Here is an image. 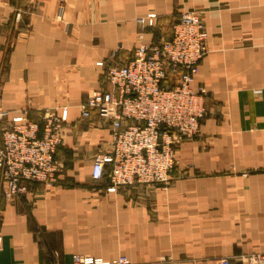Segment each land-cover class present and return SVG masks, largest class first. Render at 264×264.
<instances>
[{
  "label": "crops",
  "instance_id": "1",
  "mask_svg": "<svg viewBox=\"0 0 264 264\" xmlns=\"http://www.w3.org/2000/svg\"><path fill=\"white\" fill-rule=\"evenodd\" d=\"M186 10L201 14L208 34L191 83L207 93L199 131L178 144L167 189L109 191L91 167L111 149L110 121L79 108L106 88L96 63L124 62L138 44L164 39ZM150 13L152 24L137 21ZM53 105L64 106L57 181L7 197L0 178V264H73L75 254L256 264L245 257L264 253V0H0L5 121Z\"/></svg>",
  "mask_w": 264,
  "mask_h": 264
},
{
  "label": "built area",
  "instance_id": "2",
  "mask_svg": "<svg viewBox=\"0 0 264 264\" xmlns=\"http://www.w3.org/2000/svg\"><path fill=\"white\" fill-rule=\"evenodd\" d=\"M154 17L150 13L137 21L152 24ZM175 20L167 37L138 44L124 62L98 61L104 66L102 79L111 88L91 91L79 105L81 115L93 112L110 121L111 151L96 155L91 167L93 178H109V190L143 182L165 187L168 171L177 163L174 147L198 133L206 113V91L191 86L209 49L206 28L197 11H181ZM6 117L7 111L0 109V178L6 184L5 195L21 196L33 181L54 184L61 139L53 109L44 108L37 119L23 113L9 123ZM245 258L264 264V253ZM221 261L228 264L227 258ZM72 263L130 264L124 256L103 260L79 254L72 256ZM49 264L59 263L54 259Z\"/></svg>",
  "mask_w": 264,
  "mask_h": 264
},
{
  "label": "rangeland",
  "instance_id": "3",
  "mask_svg": "<svg viewBox=\"0 0 264 264\" xmlns=\"http://www.w3.org/2000/svg\"><path fill=\"white\" fill-rule=\"evenodd\" d=\"M200 16H201V14L199 13V12H197ZM20 12H17L16 14H15V19L17 20L19 17H20ZM17 15V16H16ZM202 18V17H201ZM176 19V18H175ZM175 21L176 20H173V23L172 24H174L175 23ZM207 32V31H206ZM208 35V34H207ZM97 64V63H96ZM102 69H104V66L102 67ZM106 88L107 89H110L111 88V86H110V84L109 83H107V85H106ZM95 90H97V89H95ZM95 90H93V91H95ZM91 93V92H90ZM90 93H88L87 94V96H89V94ZM87 96H86V98H87ZM85 98V99H86ZM207 99V98H206ZM63 106L62 105H53V106H50V108L51 109H53V113H55V116L57 117V119H59V121H55V123H56V125L57 126H59L58 127V130H59V128H60V126L62 125V123H63V120L61 119V117H60V115L58 114V110L59 109H61ZM47 108V107H46ZM0 109H2V108H0ZM43 110V109H42ZM42 110H40V112L42 111ZM23 113H25L26 114V116L29 118V119H33V117L31 116V114H30V112H29V110L28 109H24L23 111H22V113L21 114H23ZM91 114H93V112H91V113H89V116H83L82 115V117H84V118H88V117H90L91 116ZM96 115V114H95ZM111 127V126H110ZM58 130H57V132H58ZM59 133V132H58ZM110 135H111V133H110ZM60 136V135H59ZM60 139H61V136H60ZM111 141H112V139H110V146H111ZM182 141H184V139L183 140H181V142ZM181 142H179V143H181ZM60 144H61V142H60ZM59 144V145H60ZM58 145V146H59ZM58 146H57V148H58ZM177 146H178V144L174 147V155H176V150H177ZM57 148H56V150H57ZM110 151H111V149H110ZM110 151H108V152H110ZM104 153H107V151L106 152H102V154H104ZM55 154H56V152H55ZM99 154H101V152L100 153H97L96 155H99ZM95 155V156H96ZM94 156V157H95ZM56 159V158H55ZM94 159V158H93ZM56 162H57V159H56ZM92 163H93V161H92ZM58 164V163H57ZM177 163H175V165H176ZM175 165H174V167H175ZM173 167V168H174ZM173 168H170V170L168 171V176L170 177V179H171V171H172V169ZM108 179V182H109V185L107 186V190H109L108 189V187H110V180H109V178H107ZM170 179H169V182H170ZM56 181H57V177H56ZM42 183V182H41ZM142 183V182H141ZM137 185H144V186H149V185H156V184H150L149 182H143L142 184H137ZM158 185H160V184H158ZM168 185H169V183L164 187V186H162V185H160L163 189H167V187H168ZM130 186V184H127V185H120V186H118V187H116V189H118L119 187H129ZM115 189V190H116ZM109 191H112V190H109ZM28 192V189L26 190V192L25 193H27ZM25 193H23L22 195H24ZM85 256H87V255H85Z\"/></svg>",
  "mask_w": 264,
  "mask_h": 264
}]
</instances>
